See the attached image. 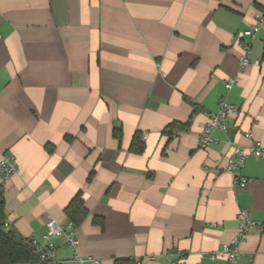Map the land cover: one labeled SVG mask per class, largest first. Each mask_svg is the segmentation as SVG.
<instances>
[{"label": "crops", "instance_id": "0c3cea01", "mask_svg": "<svg viewBox=\"0 0 264 264\" xmlns=\"http://www.w3.org/2000/svg\"><path fill=\"white\" fill-rule=\"evenodd\" d=\"M262 12L264 0H0V160L16 166L4 229L41 243L80 194L84 260L168 264L178 251L182 264H225L237 214L264 224V158L227 171L233 149L264 147V28L243 35ZM246 45L260 65L240 69ZM221 101L235 113L201 149ZM50 244L48 264H77L64 237ZM239 252L236 264H264V231Z\"/></svg>", "mask_w": 264, "mask_h": 264}, {"label": "built area", "instance_id": "2783aa9c", "mask_svg": "<svg viewBox=\"0 0 264 264\" xmlns=\"http://www.w3.org/2000/svg\"><path fill=\"white\" fill-rule=\"evenodd\" d=\"M264 28V13H258L254 24L243 33L246 38H253L259 33V31ZM244 55L238 58V64L240 69L248 67L250 65L259 66V60H251L248 57L249 48L246 45L244 48ZM235 85V80H227L224 83L226 90H231ZM235 113V109L225 102H219V111L211 115L208 119V122L204 129L202 130L200 136V148L205 149L212 142L211 134L214 131L226 132L227 128V118ZM246 139L251 140L252 134L246 133L244 136ZM234 156V161L228 165L227 171L234 173L239 171L243 165L244 161L248 156H257L264 158V147L255 142L252 146L247 149H238L235 148L232 151ZM16 172L15 161L12 156L8 154H3L0 160V188L2 189L8 179ZM233 184L237 188H244L248 184V180L244 178H234ZM237 235L233 237L228 244H226L222 250V254L225 258V264H236V261L239 257V244L245 240L248 231L257 230L258 232L264 231V224L254 221L248 211L242 210L237 214ZM47 232L43 237L41 243L36 240H30V246L33 249L34 253L38 256L39 260L45 263H50L52 259V245L50 244L53 238L64 237L66 247L73 253V259L77 264H99L96 260H84L76 252L78 247V242L76 239L77 229L73 226L71 222H66L64 226H58L55 222L50 221L46 224ZM183 254L181 252H175L172 255L171 260L168 264H182ZM61 264H67L63 262Z\"/></svg>", "mask_w": 264, "mask_h": 264}, {"label": "trees", "instance_id": "16d2710c", "mask_svg": "<svg viewBox=\"0 0 264 264\" xmlns=\"http://www.w3.org/2000/svg\"><path fill=\"white\" fill-rule=\"evenodd\" d=\"M188 123L182 125L172 123L168 126V133L173 131H183L188 127ZM113 136L119 140L120 131L113 132ZM70 137H66L70 141ZM129 151L132 154L140 155L144 151V143L139 134H135L131 141ZM91 178V176L88 178ZM64 215L68 222L78 229L82 222L87 218L88 211L84 205V201L80 194L75 195L64 208ZM5 212L2 189L0 188V264H48L39 260L30 246V240H26L18 235L14 230H5ZM93 224L103 227V222L100 219L94 218ZM127 263V262H124Z\"/></svg>", "mask_w": 264, "mask_h": 264}]
</instances>
